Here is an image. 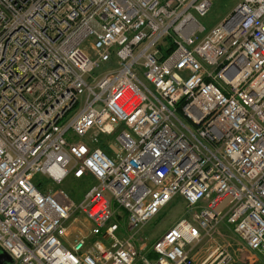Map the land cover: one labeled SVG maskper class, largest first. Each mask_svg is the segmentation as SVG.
<instances>
[{
    "label": "built area",
    "instance_id": "obj_1",
    "mask_svg": "<svg viewBox=\"0 0 264 264\" xmlns=\"http://www.w3.org/2000/svg\"><path fill=\"white\" fill-rule=\"evenodd\" d=\"M212 1L0 0V246L14 264H196L220 223L264 261V0L206 30ZM36 176L89 187L75 202ZM175 196L187 215L137 246ZM230 263L215 248L199 264Z\"/></svg>",
    "mask_w": 264,
    "mask_h": 264
},
{
    "label": "rangeland",
    "instance_id": "obj_2",
    "mask_svg": "<svg viewBox=\"0 0 264 264\" xmlns=\"http://www.w3.org/2000/svg\"><path fill=\"white\" fill-rule=\"evenodd\" d=\"M241 0H213L212 5L205 16L199 17L198 21L209 29L216 25L230 10ZM89 185H86L82 180H77L72 176H68L59 184H49L47 188L64 191L75 202L82 199ZM186 208L184 201L175 196L166 206H164L153 218L148 220L139 232L137 246L146 245L150 247L160 236H162L172 225L180 218L186 216ZM119 224L123 227L125 224V216L119 217ZM76 227L84 229V226L77 225ZM127 235L128 232L123 228L118 232V235ZM215 248L222 249L231 256L230 264H248V251L242 241L232 232L229 226L220 223L217 227V232L214 233L212 239H204L197 247L193 249L195 254V263L199 264L210 252ZM259 264H263L260 263Z\"/></svg>",
    "mask_w": 264,
    "mask_h": 264
},
{
    "label": "crops",
    "instance_id": "obj_3",
    "mask_svg": "<svg viewBox=\"0 0 264 264\" xmlns=\"http://www.w3.org/2000/svg\"><path fill=\"white\" fill-rule=\"evenodd\" d=\"M225 224V223H224ZM226 225V224H225ZM227 226V225H226ZM243 243V242H242ZM244 244V243H243ZM245 246V245H244ZM246 250L248 251V253H249V255H248V261H249V263L248 264H259V262L260 263H263L264 264V261H263V259L259 256V255H257L256 253H254V252H252V251H250V250H248L247 248H246Z\"/></svg>",
    "mask_w": 264,
    "mask_h": 264
},
{
    "label": "trees",
    "instance_id": "obj_4",
    "mask_svg": "<svg viewBox=\"0 0 264 264\" xmlns=\"http://www.w3.org/2000/svg\"><path fill=\"white\" fill-rule=\"evenodd\" d=\"M34 183L39 190L44 192L47 189L46 186L48 185L49 181L44 179L42 176H36L34 179Z\"/></svg>",
    "mask_w": 264,
    "mask_h": 264
},
{
    "label": "water",
    "instance_id": "obj_5",
    "mask_svg": "<svg viewBox=\"0 0 264 264\" xmlns=\"http://www.w3.org/2000/svg\"><path fill=\"white\" fill-rule=\"evenodd\" d=\"M0 264H14V260L0 246Z\"/></svg>",
    "mask_w": 264,
    "mask_h": 264
}]
</instances>
